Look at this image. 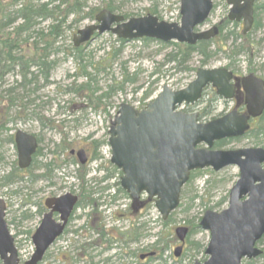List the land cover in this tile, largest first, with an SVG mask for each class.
<instances>
[{"label":"rangeland","instance_id":"1","mask_svg":"<svg viewBox=\"0 0 264 264\" xmlns=\"http://www.w3.org/2000/svg\"><path fill=\"white\" fill-rule=\"evenodd\" d=\"M46 1L51 0H35L38 3ZM107 1L110 0H84L83 11L98 12L104 9ZM116 1L118 15L139 18L151 14L149 9H153L154 16L159 20L179 23L180 0ZM212 1L214 10L201 30L205 31L217 24L223 26L224 30L214 39L210 49L213 50L216 45L221 44L226 50L217 52L205 63H202V57L194 54L188 64L190 72L175 69L172 64L167 63L164 56L171 52V48H160L156 43L145 47L139 41L128 42L119 48L115 43L116 38L110 34L100 35L87 44H81L79 48H82L83 61L78 63L72 56H65L64 53L72 47V38L76 32L90 25L92 21L85 18L80 20L76 16L67 18L64 27L60 28L63 36L52 41V48L48 50L52 53L58 49L57 54L50 56V60H54V66L48 81H38L36 87H29L33 94L28 100L32 103L25 106V110L11 109L7 116L4 114L0 117V198L5 203V219L10 234L15 237V246L21 261H26L33 252L30 237L41 218L36 211L38 207H43L44 200L65 193L76 194L81 199L78 173L85 174V189L92 192L98 190L90 196L96 200V204L81 207L74 212L67 233L49 249L40 264H193L195 261L203 263L206 260L204 249L209 234L199 228V221L206 211L219 213L227 207L228 193L238 179V169L231 166L219 172L210 169L198 171L201 172L199 176L182 189L179 208L169 216V223L163 225L167 221L161 220L153 203L146 202L132 214L130 200L121 193H116L121 174L109 163L107 132L120 104L138 108L154 98L162 86H167L173 91L180 90L194 79L198 68H228L234 71L237 77L253 75L264 80V15L258 14L257 22L260 26L252 30L247 40L243 41L241 24L226 22L228 8L225 0ZM261 2L263 0H256V5ZM63 9L64 6L61 11ZM19 23L17 20L14 26ZM50 24L51 21L42 22L36 27V31L42 30L46 34ZM229 32L233 35L227 36ZM236 35L242 38L235 37ZM32 37L39 38L35 35ZM32 42L33 40H30L29 43ZM232 46L233 50L230 49ZM71 53L73 54V51ZM112 53L114 55L110 68L101 72L92 83V103L86 105L84 100L67 92V87L85 81L83 77H77L81 74L80 65L86 61H100L112 56ZM126 74L127 77H124ZM7 77V89L10 85L17 86L20 82L16 69ZM112 86L114 89L110 91L109 87ZM145 93L147 98L142 101ZM1 95L3 94L0 90ZM100 96L101 99L96 104L93 99ZM232 105V102L224 103L213 92L206 90L196 106L183 107L181 110L198 114L207 110V115L200 119L205 122L226 114ZM95 106H98V109H95ZM1 112L4 113V109H0ZM3 125L4 128H1ZM17 131L34 135L39 141L41 154L32 168L19 171V179L5 183L3 178L13 169H17V156L12 139ZM63 142L68 149L63 154L56 153L53 156L56 147ZM243 148L264 149V136L259 134L255 138L247 134L233 141L228 140L225 146L217 149ZM78 149L86 151L88 163L85 166L78 165L76 159L68 155L70 150ZM53 158L55 160L50 167L49 178H41L46 172L44 168L36 170L37 166L44 167ZM81 167L84 169L80 170ZM103 177L108 179L100 183L99 180ZM104 186L108 189L99 191ZM114 195L117 197L112 201L110 197ZM145 199L142 198L143 201ZM133 224L139 227L141 237L136 243L124 245L123 240L118 241V234L126 232ZM178 227L187 228L188 235L181 257L175 258L173 251L179 243L174 232ZM75 231H78L77 234ZM28 232L31 234L28 235ZM100 233H103L104 237ZM157 238H161L163 242L171 238L173 240L162 253L154 251V259L140 260V256L149 252L148 247H151ZM99 241L102 245H96ZM105 247L115 250L105 252ZM159 247H163L162 244ZM259 249L264 250V245L259 246ZM254 264L264 262L255 261Z\"/></svg>","mask_w":264,"mask_h":264},{"label":"water","instance_id":"2","mask_svg":"<svg viewBox=\"0 0 264 264\" xmlns=\"http://www.w3.org/2000/svg\"><path fill=\"white\" fill-rule=\"evenodd\" d=\"M229 6L227 19L242 20V35L247 34L253 23L254 0H226ZM213 10L211 0H180L179 24L158 21L154 16L124 20L122 16L102 10L96 14L94 24L77 31L73 46L78 47L98 36L110 33L130 42L151 39L162 43L175 42L195 45L213 39L218 30L196 32L203 27ZM232 73L224 68L203 69L185 88L172 91L163 86L160 93L141 110L121 104L110 123L107 144L110 164L121 172L119 187L131 201L133 210L142 204V194L147 202L153 201L161 219L165 221L179 205L181 189L193 171L211 169L219 172L227 167L238 169V179L228 193L227 208L219 213L206 211L198 226L209 233L204 251L207 260L193 264H243L261 255L257 243L264 235V150L243 148L238 150H213L214 143L241 138L249 129V122L264 112V82L253 76L234 79L243 91L245 113L233 111L206 123L198 122V114L179 111L183 105L196 104L205 87L211 86L215 95L231 100L234 86ZM17 166L27 169L36 152V139L22 131L14 136ZM74 154V152H70ZM83 165V150L76 152ZM77 203L76 196L66 193L44 201L48 210L31 236L33 254L22 264H39L54 241L61 235ZM59 215V222L52 218ZM186 228H177L175 236L184 242ZM181 247L174 250L178 258ZM151 256V255H150ZM144 257H140L143 259ZM0 262L20 264L14 239L5 222V204L0 199Z\"/></svg>","mask_w":264,"mask_h":264},{"label":"trees","instance_id":"3","mask_svg":"<svg viewBox=\"0 0 264 264\" xmlns=\"http://www.w3.org/2000/svg\"><path fill=\"white\" fill-rule=\"evenodd\" d=\"M52 3H56V5L50 7ZM116 3V0L107 1L105 3L104 9L111 13H117L116 11L118 10V7L115 6ZM62 6H64L63 11H61ZM84 9V0H51L43 3L35 2V0H0V81L8 78L6 76L11 75L15 69L17 70V75L20 78V82L16 86V89H18L19 93L13 94L11 86L2 93L3 95L0 96V109H4V113H0L1 118L4 114L7 116L11 109L12 111L16 109L19 111L25 110V106H28L32 103V101L28 100L29 96H31L30 92L28 91V87L31 85L36 87V84L39 80L43 82L48 81L50 72L54 66V60H50V56L57 54L56 51L58 49H55L52 53L51 51L48 52V50L52 48V41L63 36V32H60V28L64 27L67 18L69 16H76L80 20L84 18L90 19L91 21L94 20L97 11L92 10L84 13ZM149 12L152 15H155L153 9H149ZM258 14L264 15V0L263 2L256 5L253 30L260 26L259 22H257V17L259 16ZM123 17L128 18L127 15H124ZM17 20L20 23L14 26ZM45 21H51V24L47 27L46 34H44L42 30L39 32L36 31V27ZM223 30V26L220 25L218 27L219 35ZM33 35L39 38L36 39L32 37ZM232 35V32L227 34V36ZM238 36L239 35H236L235 37ZM239 37L242 38L241 36ZM248 37L249 35L243 37V41L247 40ZM30 40H33V42L29 43ZM139 42L145 47H147L150 43H156V45H158L160 48H171V52L166 54L164 57L168 64H172L175 69L180 68L183 72L191 71L188 67V64L194 54L202 57V63H205L211 60L217 52H225L226 50L221 44L216 45L215 49L211 50L210 47L213 41H201L196 43L194 46L180 45L176 43L162 44L149 39H141ZM115 43L119 45V48H122L126 44L125 41L120 39H115ZM230 49L233 50V46L232 48L230 47ZM71 51H73V54ZM65 52H67L66 54L64 53L65 56H72L76 62L81 63L83 61L82 48H74L72 46ZM113 55L114 53H112V56H108L100 61L94 63L91 61H86L85 64L80 65L79 71L81 74L80 76H76L83 77L85 81L79 85L74 84L73 86L67 87V92L74 94L80 99L84 100L86 105L87 103H92V98L94 95L92 83L101 72L110 68ZM88 69L91 71H87ZM124 77H127V74ZM113 89V86L109 87L110 91ZM145 96L146 93L142 98V101L147 98ZM100 99L101 96L96 97V99L93 100H96V104H98ZM22 102H25V104L27 103L28 105H22ZM95 109H98V106H95ZM207 113V110H203L200 113V119L205 117ZM1 128H4V125ZM247 134L254 136L255 138H257L259 134H261L262 137L264 136V113L260 118L252 122V125L245 136H247ZM9 141L12 143V139ZM227 143V140L215 143L214 148H221ZM56 148L57 149L53 153V156H55L56 153H58V155L63 154L68 149L64 142ZM40 154L41 153L39 149L33 158L32 166ZM54 160L55 159L53 158V160L48 163V165L43 167L46 170V173L43 174L41 178H49V174L51 172L50 167L53 166ZM81 169L84 168L81 167L80 170ZM200 173L201 172H192L190 174L189 181L185 186L190 185ZM19 175V171L15 168L7 176H5L2 181L5 183H10L15 179H19ZM84 177V173L81 175L78 173L77 178L81 182L79 193L81 199H79L77 205L80 207L92 206L96 204V200L91 199L90 196H92L94 192H98V190L92 192L84 188V184L86 183ZM107 179L108 177H103L99 180V182L104 183ZM107 189L108 187L104 186L100 188L99 191L104 192ZM116 193H121L123 196H125V194L119 188H117ZM107 197L109 196L107 195ZM116 197L117 195H114L110 198L112 201H114ZM79 206L78 208H80ZM36 213L41 215V207H38ZM169 221L170 219H168L163 225H166L169 223ZM139 230L140 229L137 224H133L126 232L118 234V241L123 240L122 242L124 245L126 243H136L141 237ZM27 234L30 235L29 232ZM100 234L102 237H104L103 233ZM172 240L173 239L171 238L170 240L163 242L161 238H157L151 247H148L150 249L149 252L160 251V253H162ZM160 244H162L163 247H159ZM258 245H264V236L261 238ZM255 261L264 262V250H262V254L258 258L249 262L248 264H254Z\"/></svg>","mask_w":264,"mask_h":264},{"label":"flooded vegetation","instance_id":"4","mask_svg":"<svg viewBox=\"0 0 264 264\" xmlns=\"http://www.w3.org/2000/svg\"><path fill=\"white\" fill-rule=\"evenodd\" d=\"M255 7V6H254ZM234 76H236V74H234ZM233 85H234V87H235V93H234V98H233V100H232V103H233V105H232V108L231 109H237V110H239V111H244V105H243V97H242V94H241V91L239 90V88H237V85L233 82ZM206 90H210L211 92H213V89L212 88H210V87H208V88H206L205 89V91ZM220 101H222V102H224V103H226V101H223V100H220ZM85 153H86V151H85ZM73 158H76V156L75 155H73ZM58 197V196H57ZM49 198H54V197H49ZM47 199V198H46ZM45 199V200H46ZM77 199H78V201H79V197H78V195H77ZM77 204H78V202H77ZM75 205V207L73 208V210H72V212H71V214H70V216H69V218H68V220H67V222H66V224H65V227H64V229H63V231H62V233H61V235L59 236V238L60 237H62L64 234H66L67 233V230H68V228H69V225H70V223H71V219H72V216H73V214H74V212L75 211H77L78 209H80L81 207L79 206V205ZM43 206V205H42ZM78 206L80 207V208H78ZM48 212V210L43 206V207H41V215H39L40 217H42L45 213H47ZM136 212V211H135ZM52 218H53V220H55V221H57V219H58V215L55 213V214H53V216H52ZM58 221H59V219H58ZM110 244V243H109ZM96 245H102V242L101 241H99ZM96 245H93V246H96ZM51 248V247H50ZM50 248H48V250L46 251V254L48 253V251H49V249ZM182 248H183V246H182ZM105 252L108 250V247H105ZM150 252H146V253H144V254H142L141 256H145V255H148ZM154 253V256H155V252H153ZM46 254H45V256H46ZM44 256V257H45ZM153 256V257H154ZM153 257H151L152 259H154ZM147 259H149V258H144V259H142L143 261L144 260H147Z\"/></svg>","mask_w":264,"mask_h":264},{"label":"bare ground","instance_id":"5","mask_svg":"<svg viewBox=\"0 0 264 264\" xmlns=\"http://www.w3.org/2000/svg\"><path fill=\"white\" fill-rule=\"evenodd\" d=\"M55 5V3H52L51 4V6L50 7H52V6H54ZM51 73V72H50ZM7 77V76H6ZM19 78V77H18ZM50 78V77H49ZM39 81H41V80H39ZM8 85H7V82L5 81V79L4 80H1L0 81V90H1V92L3 93V92H5L6 90H7V88H5V87H7ZM12 85H10V87H11ZM31 86H33V85H31ZM31 86H29V87H31ZM9 87V88H10ZM29 87H28V89H29ZM34 87V86H33ZM37 90V89H36ZM29 92H30V94L32 95L33 93H32V91L31 90H28ZM12 93L13 94H17V93H19V91H18V89H16V86H12ZM23 103V102H22ZM24 105H28L27 103L25 104V102H24ZM29 106V105H28ZM15 150H16V148H15ZM16 155H17V152H16ZM36 155V152L34 153V155L32 156V161H33V158H34V156ZM31 166H32V162H31V164H30V166L25 170V171H27L29 168H31ZM36 170H43V167H41V166H37V168H36ZM44 171L46 172V170L44 169ZM20 173V172H19ZM81 229H83V228H81ZM80 229V230H81ZM77 232L78 231H75L74 233L75 234H77ZM112 250H115V249H112V247H108V250L106 251V252H108V251H112ZM117 256V255H116Z\"/></svg>","mask_w":264,"mask_h":264}]
</instances>
